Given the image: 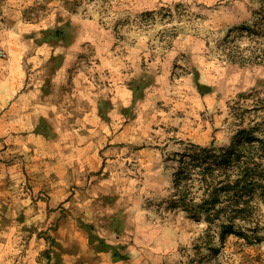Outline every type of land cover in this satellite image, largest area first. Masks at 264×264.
<instances>
[{"label": "rangeland", "instance_id": "obj_1", "mask_svg": "<svg viewBox=\"0 0 264 264\" xmlns=\"http://www.w3.org/2000/svg\"><path fill=\"white\" fill-rule=\"evenodd\" d=\"M258 6L0 0V264H54L45 252L52 237L87 245L84 224L108 236L104 216L120 207L131 226L129 257L101 253L87 264H264V232L254 243L223 238V191L210 220L187 208L209 197L200 167L174 183L176 152L190 143L223 147L238 128H264L262 107L246 111L264 104L256 101L264 98V65L223 56L229 29L251 22ZM147 11H157L154 19L138 21ZM41 116L54 138L35 131ZM213 176L220 187L223 168ZM188 193L194 200L180 198ZM260 214L264 220V207Z\"/></svg>", "mask_w": 264, "mask_h": 264}, {"label": "trees", "instance_id": "obj_2", "mask_svg": "<svg viewBox=\"0 0 264 264\" xmlns=\"http://www.w3.org/2000/svg\"><path fill=\"white\" fill-rule=\"evenodd\" d=\"M257 10L251 22H244L227 32L223 38V56L225 59L240 65L263 64L264 65V0H256ZM157 11H147L141 14L138 21H148L155 17ZM170 15V14H169ZM145 16V17H144ZM148 16V17H147ZM173 16L172 12L171 15ZM61 30L49 29L48 36L60 33ZM247 38L249 44L242 47L235 43L237 38ZM43 90H46L43 86ZM253 96V94H252ZM256 101L264 103V98ZM264 104H258L246 111L253 112ZM234 116L238 125L244 121L243 113L239 108ZM35 131L51 139L56 136V131L45 116H41ZM179 158V166L175 175V188H178L182 179H187L183 173L191 171L194 167H200V184L204 191H209L208 198H202L200 202L192 201L188 209L197 208L205 213L207 220L212 215H220L219 209L215 210V203L219 199V192L223 191V224L222 236L234 234L242 237L248 243L259 242L263 239L264 220L260 210L264 207V128L262 122H254L249 128H238L233 134L230 143L223 147H216L212 141L208 146L190 143L183 151L176 152ZM190 160L185 163L184 159ZM190 161H194L193 164ZM184 163V165H182ZM223 168V184L217 188L213 184L215 166ZM182 178V179H181ZM205 187V188H203ZM180 195L179 192H177ZM194 200V196L188 193L181 195V199ZM105 202L112 203V196L103 195ZM88 231L87 245L80 244L77 240L67 241L63 244L57 237H52L49 248L45 251L49 259L55 258L54 264H72L63 255L75 257V263L87 264L97 260L101 253H108L113 261L125 260L129 257L128 246L132 235L129 234L131 226L127 221L123 207L104 216L103 225L109 231L108 236L94 232L93 224H84ZM127 234L130 237L127 240Z\"/></svg>", "mask_w": 264, "mask_h": 264}]
</instances>
